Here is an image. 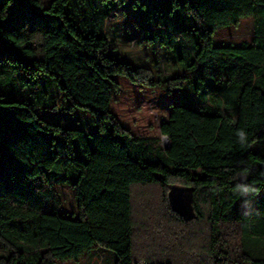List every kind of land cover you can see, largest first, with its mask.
<instances>
[{"label":"trees","instance_id":"1","mask_svg":"<svg viewBox=\"0 0 264 264\" xmlns=\"http://www.w3.org/2000/svg\"><path fill=\"white\" fill-rule=\"evenodd\" d=\"M119 11L133 43L155 50L154 67L111 52ZM246 15L249 41L214 43ZM168 58L177 69L163 75ZM117 75L176 93L160 126L167 146L113 112ZM65 104L89 109L94 126L44 117ZM261 149L264 0H0V264L98 247L114 264H264ZM172 184L193 188L194 217L171 208ZM239 184L257 191L241 195ZM60 186L74 190L72 216Z\"/></svg>","mask_w":264,"mask_h":264},{"label":"rangeland","instance_id":"2","mask_svg":"<svg viewBox=\"0 0 264 264\" xmlns=\"http://www.w3.org/2000/svg\"><path fill=\"white\" fill-rule=\"evenodd\" d=\"M122 19V12L119 11L116 16L110 19V25L107 26L111 52L118 58L126 59L135 65L154 67L151 58L155 56V50L147 49L145 51L139 44L133 43L132 40L136 38L138 31L136 28H129ZM127 19L130 20L131 17L129 16ZM129 23L132 25L131 21ZM253 28L252 16L246 15L236 25L218 27L213 34V41L215 44L249 41L253 37ZM165 53L167 57L170 56L168 51ZM147 54L151 58L146 56ZM159 65L163 75H168L177 69L171 58L163 60ZM116 77L120 82V89L114 91L113 94L111 101L113 112L135 134L159 136L162 144L166 146L167 141L161 133L160 126L162 121L168 118L171 105L178 101L176 93H170L159 86L140 85L125 75ZM44 117L63 126H76L83 129L94 126L93 116L89 109L81 107L71 109L68 104L57 110L46 112ZM55 135L60 139L59 132ZM259 144V142L253 144V149L257 150ZM260 152L264 153V150ZM59 190L63 198L61 211L67 216H72V211L76 209L74 190L63 186H60ZM114 258V253L111 250L98 247L79 257L78 260L58 259L55 264H114Z\"/></svg>","mask_w":264,"mask_h":264},{"label":"water","instance_id":"3","mask_svg":"<svg viewBox=\"0 0 264 264\" xmlns=\"http://www.w3.org/2000/svg\"><path fill=\"white\" fill-rule=\"evenodd\" d=\"M166 138L168 144V137ZM167 146V145H166ZM193 188L178 184H172L168 191V200L171 208L184 218L194 217V208L192 204Z\"/></svg>","mask_w":264,"mask_h":264},{"label":"clouds","instance_id":"4","mask_svg":"<svg viewBox=\"0 0 264 264\" xmlns=\"http://www.w3.org/2000/svg\"><path fill=\"white\" fill-rule=\"evenodd\" d=\"M237 136L241 142V144L243 145L246 141V134L243 130H239L237 132ZM237 189L240 191L241 195H245L248 193H253L256 192L257 190L254 187L248 186L246 184H239L237 185Z\"/></svg>","mask_w":264,"mask_h":264}]
</instances>
